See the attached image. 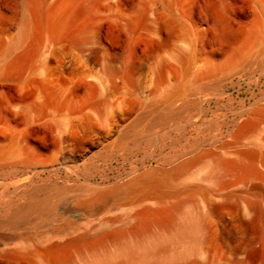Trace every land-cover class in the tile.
<instances>
[{
	"label": "bare ground",
	"instance_id": "bare-ground-1",
	"mask_svg": "<svg viewBox=\"0 0 264 264\" xmlns=\"http://www.w3.org/2000/svg\"><path fill=\"white\" fill-rule=\"evenodd\" d=\"M257 69L201 150L191 104ZM262 77L264 0H0V264H264ZM120 151L141 156L116 187L38 185Z\"/></svg>",
	"mask_w": 264,
	"mask_h": 264
},
{
	"label": "rangeland",
	"instance_id": "rangeland-1",
	"mask_svg": "<svg viewBox=\"0 0 264 264\" xmlns=\"http://www.w3.org/2000/svg\"><path fill=\"white\" fill-rule=\"evenodd\" d=\"M250 73V74H248ZM259 70L257 69L254 72L245 73L242 78L239 80L238 86L232 87L230 84L226 83L223 85V92L225 96L221 99H215L209 104H204L201 107H198L197 104H191V112H195L200 118L210 120L212 123L207 126L200 137L203 138L201 150L207 149V145L216 139H219V133L223 128L229 126L231 120V113L239 108V101L247 98V82L252 77V79H258ZM246 80V81H245ZM234 82H237L234 80ZM256 91L264 90V77L259 78ZM199 109V110H198ZM200 112V113H199ZM225 130V129H223ZM157 132V131H156ZM159 132V131H158ZM163 133H159L162 135ZM162 137L168 143L167 151L176 152L183 147H188L192 144L193 138L195 137L194 133L188 129L185 132L172 131L165 134ZM141 152H128L120 151L114 154H106L98 159L92 164L86 165L85 168L88 169L89 183L84 179L83 176L78 175V170L84 169L83 165L77 163L74 168L75 172L73 174L67 173V170L62 168L57 172L50 174H42L40 176V185L45 189V192L52 190L50 188L53 184H56L58 187L64 185H71L74 180V188H80L85 184H99L106 187H116L120 185L128 176L133 166H135V161L139 159ZM66 209V210H65ZM68 209V210H67ZM67 211V212H66ZM117 213V211H113ZM57 214L63 216V221L59 225H63L67 222H74V224L82 229H91L98 223L99 216H90L89 214L74 208L73 210L69 209L65 201H61L57 208ZM112 212L108 213L106 216H112ZM27 228L28 230L32 229V224L25 226H18L17 231ZM45 236L50 235V226L46 224L45 226Z\"/></svg>",
	"mask_w": 264,
	"mask_h": 264
}]
</instances>
